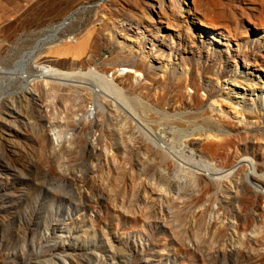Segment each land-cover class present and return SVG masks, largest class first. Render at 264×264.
Here are the masks:
<instances>
[{
    "label": "rangeland",
    "instance_id": "1",
    "mask_svg": "<svg viewBox=\"0 0 264 264\" xmlns=\"http://www.w3.org/2000/svg\"><path fill=\"white\" fill-rule=\"evenodd\" d=\"M148 2L0 0V264H264V0Z\"/></svg>",
    "mask_w": 264,
    "mask_h": 264
},
{
    "label": "bare ground",
    "instance_id": "2",
    "mask_svg": "<svg viewBox=\"0 0 264 264\" xmlns=\"http://www.w3.org/2000/svg\"><path fill=\"white\" fill-rule=\"evenodd\" d=\"M146 2H147V4H146V6H145L140 18L143 21L147 20L148 21V25H149V24H151V22L149 21V18L145 17V15H144V13H148V10H149V7H148V3L149 2H148V0H146ZM175 2L177 4H179V6H181L180 10H179V8L177 9V6H176ZM201 2H202V0H154V7H153L154 10L153 11L158 16H160L162 18L165 17V19H166V21H165L166 22V29L168 30L170 28V26H171V20H173V13L174 12H177V13L183 15V17H185V15H186L187 16L186 20L193 22L194 21V19H193L194 12L196 11L197 7L200 6ZM206 4L213 8V13H214L215 12V3L214 2L210 3L208 1V2H206ZM82 9H84V8H82ZM214 14H215V17L217 19H221L222 18V14L221 13L215 12ZM105 16H107V15H105ZM110 16H111V14H110ZM248 22L253 27V29L255 31L264 33V10L263 11H258L257 14H254L253 16H251L248 19ZM119 23H118V21L116 22V20L114 21V25H115V27H117L116 29H119V31H129L130 28H131L130 26H132V25H127V24L123 23L121 20L119 21ZM196 23H198V27L202 30L201 31L202 34L200 35L201 39H204L205 38L204 34H206V36H207L206 38L208 39L207 41L211 45V47H214L215 49H217V51H221L222 50V52L224 54H220V57L224 59L225 65L229 66L230 60H229L228 56L231 54L230 47L224 46V45L221 44V42L218 41V37H217L218 33L216 32V30L209 28L208 26H206L205 24H203L202 22H200L198 20H197ZM106 26L107 25L103 22V20H101L99 25H98V30L102 31V29L106 28ZM136 29L139 30V28H136ZM138 35H139L138 36V40L140 42H144V44L148 43V40L150 38H149V34H148L147 31H139ZM86 41L87 40H81V41H79L78 45L79 46H83ZM69 48L70 47L61 46V49L58 50V51L57 50L56 51H52V49H51L50 52L52 51V54H51L52 58L54 59L55 56L57 58H59V59L64 57L66 59V61L67 60L76 59L78 57L79 53H81V52L78 53L77 51H74V50L69 49ZM55 52H58L57 55H55ZM237 66H238V63H237ZM245 67H246V65L243 63V65L241 66V64H240L238 66L237 70H236V73H238L239 70H243V72H246L244 76H241V78H248L251 75L249 72L245 71ZM58 70L59 69L54 67V65H52V64L51 65L50 64H45V65L40 66L41 75L39 77L38 76L37 77L39 79L43 78V79H45V81L48 82L49 81L48 79H53L55 74L58 73ZM256 71H259V70H256ZM243 72L240 71L239 75H241V73H243ZM59 75H61V74H59ZM21 76H22V74H21ZM25 78H26V75H25ZM1 81H5L4 77H2V76L0 77V82ZM242 85H243V87L241 88V87H237L235 84L232 83V91H233L232 93L234 94L233 98L235 100H243V101H245V100H247V96H257L256 94L249 95V93H248L249 89L253 90V88H255L251 83L243 81ZM27 90H29V89H27ZM31 93H32V91L30 90L29 94H31ZM263 96H262V98H263ZM204 135H206V134H204ZM201 136H203V135H201ZM204 148H205L206 151H209L211 153H213L214 150H215L213 145L210 142H205ZM161 153L164 154L162 151H161ZM240 162H241V160H240Z\"/></svg>",
    "mask_w": 264,
    "mask_h": 264
}]
</instances>
